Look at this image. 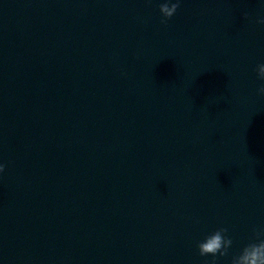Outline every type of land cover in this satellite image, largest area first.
Returning a JSON list of instances; mask_svg holds the SVG:
<instances>
[{"label": "water", "instance_id": "obj_1", "mask_svg": "<svg viewBox=\"0 0 264 264\" xmlns=\"http://www.w3.org/2000/svg\"><path fill=\"white\" fill-rule=\"evenodd\" d=\"M163 2L0 0V264H211L221 227L230 264L264 227V0Z\"/></svg>", "mask_w": 264, "mask_h": 264}, {"label": "clouds", "instance_id": "obj_2", "mask_svg": "<svg viewBox=\"0 0 264 264\" xmlns=\"http://www.w3.org/2000/svg\"><path fill=\"white\" fill-rule=\"evenodd\" d=\"M151 2V0H149ZM181 0H164L159 5V12L162 16L161 24L167 25V22L177 13L180 8ZM244 19H248V14L244 13ZM264 25V18L256 21ZM257 79L261 81L257 93L264 96V63L256 66ZM5 166L0 164V173H3ZM228 229L225 227L218 228L210 235L206 236L203 241L197 245L201 257L211 256V264H218L216 257L221 258L229 255V250L233 245L232 238L228 235ZM254 239L245 245L238 255L231 258L230 264H264V227L254 228Z\"/></svg>", "mask_w": 264, "mask_h": 264}]
</instances>
